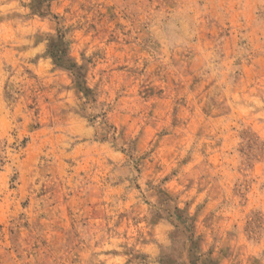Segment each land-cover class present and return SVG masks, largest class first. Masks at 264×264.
<instances>
[{
    "label": "rangeland",
    "instance_id": "rangeland-1",
    "mask_svg": "<svg viewBox=\"0 0 264 264\" xmlns=\"http://www.w3.org/2000/svg\"><path fill=\"white\" fill-rule=\"evenodd\" d=\"M0 264H264V0H0Z\"/></svg>",
    "mask_w": 264,
    "mask_h": 264
}]
</instances>
